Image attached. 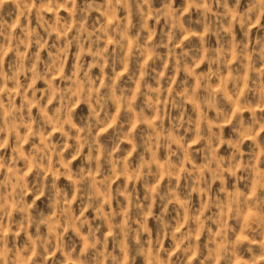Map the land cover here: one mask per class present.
<instances>
[{
	"label": "rangeland",
	"instance_id": "rangeland-1",
	"mask_svg": "<svg viewBox=\"0 0 264 264\" xmlns=\"http://www.w3.org/2000/svg\"><path fill=\"white\" fill-rule=\"evenodd\" d=\"M0 264H264V0H0Z\"/></svg>",
	"mask_w": 264,
	"mask_h": 264
}]
</instances>
